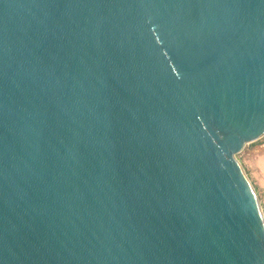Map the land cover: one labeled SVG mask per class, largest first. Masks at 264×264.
<instances>
[{
  "label": "water",
  "instance_id": "95a60500",
  "mask_svg": "<svg viewBox=\"0 0 264 264\" xmlns=\"http://www.w3.org/2000/svg\"><path fill=\"white\" fill-rule=\"evenodd\" d=\"M263 136L264 0H0V264H264Z\"/></svg>",
  "mask_w": 264,
  "mask_h": 264
},
{
  "label": "crops",
  "instance_id": "0c3cea01",
  "mask_svg": "<svg viewBox=\"0 0 264 264\" xmlns=\"http://www.w3.org/2000/svg\"><path fill=\"white\" fill-rule=\"evenodd\" d=\"M245 151L253 157L247 160L248 170L251 171L254 184L264 203V144H259L258 140L247 145Z\"/></svg>",
  "mask_w": 264,
  "mask_h": 264
},
{
  "label": "rangeland",
  "instance_id": "374dc122",
  "mask_svg": "<svg viewBox=\"0 0 264 264\" xmlns=\"http://www.w3.org/2000/svg\"><path fill=\"white\" fill-rule=\"evenodd\" d=\"M258 142H259V144H264V136L261 137L260 139H258ZM235 157H236L237 161L241 164L242 168L244 169V171L246 173V176L248 177L249 181L251 182V184H252V186L256 192V195H257L258 200L260 202L262 214L264 216V203L262 202V197L260 196V192H258L256 185L254 184L253 176L251 174V171L248 170V166H247L248 165L247 160L251 159L253 156L251 154H248L244 149L241 153L237 154Z\"/></svg>",
  "mask_w": 264,
  "mask_h": 264
}]
</instances>
